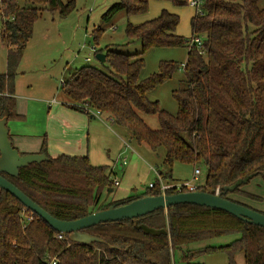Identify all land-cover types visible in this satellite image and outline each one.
I'll return each instance as SVG.
<instances>
[{"label":"trees","instance_id":"16d2710c","mask_svg":"<svg viewBox=\"0 0 264 264\" xmlns=\"http://www.w3.org/2000/svg\"><path fill=\"white\" fill-rule=\"evenodd\" d=\"M0 1V33L8 49L7 68L0 73V112L12 120L23 117L16 109L15 84L36 21L43 11H58L66 17L76 9V0H25L30 7H21L18 0ZM167 1L188 5V0ZM149 2L118 0L108 9L106 19L119 11L127 13L126 35L129 41L138 40L142 51L121 53L107 47L103 64L107 71L86 65L62 83L65 96L78 103L67 105L90 117H95L91 111H100L132 139L155 151L164 147L165 163L171 167L177 161L204 163L207 177L196 191L219 189L224 198L253 208L231 195L262 201L243 187L256 177L264 179V0H202L201 12L191 19L189 40L177 33L180 17L168 9L137 23L147 13ZM196 36H202L204 52L189 46L186 80L172 92L178 104L177 113L172 114L148 94L168 82L178 64L163 61L159 72L141 78L145 54L150 49L190 45ZM144 115L155 116L159 127H150ZM40 153L48 160L21 167L17 176L2 175L58 219L76 220L115 203L162 194L157 181L141 195L101 204L103 190L116 186L107 167L93 165L87 155L53 157L45 138ZM250 175L246 184L223 193V187ZM136 220L87 228L84 232L102 241L75 242L0 188V264H204L199 258L215 252L226 253L230 264H235L238 252L244 253L245 264H264V227L226 211L179 204L139 218V224L166 231L160 235L146 234ZM231 235L239 237L219 246L206 243Z\"/></svg>","mask_w":264,"mask_h":264},{"label":"rangeland","instance_id":"374dc122","mask_svg":"<svg viewBox=\"0 0 264 264\" xmlns=\"http://www.w3.org/2000/svg\"><path fill=\"white\" fill-rule=\"evenodd\" d=\"M116 2L118 0H76V9L66 17H61L58 11L53 14L43 11L34 25L32 38L23 52L16 77V109L23 117L12 119L10 125L26 134L23 138L31 144L45 138L48 147L49 141L59 143L64 140L69 142V149L74 153H85L93 165L107 167L111 179L114 181L117 178L119 185L114 186L112 191L108 187L103 190L101 204L141 195L148 191L151 183L160 180L159 176L167 184L191 181L196 168L201 174L198 180L192 182L198 187L203 186L207 177L204 163L177 161L171 167L165 163L164 147L155 151L146 143L132 139L125 128L112 123L106 116L93 119L67 105H78L71 102L61 90L62 83L74 72L86 65L107 71L106 66L96 58L97 53H106L107 47L121 53L133 54L142 51L140 42L129 41L126 35L129 18L125 11H119L110 19L104 17ZM18 4L21 7L31 6L25 0H18ZM162 9L179 15L177 33L189 40L192 37L191 19L195 15V8L189 5L175 6L167 0H150L149 9L140 20L153 19ZM1 14L0 1V32L3 30ZM1 36L0 33V73H4L7 68L8 49ZM189 46L186 44L181 47L155 48L145 54V67L141 78L159 72L160 63L163 61L178 64L172 78L148 94L151 101H159L161 107L172 114L178 111L172 92L186 80L184 64ZM58 108H62L63 112L57 113ZM51 115L53 118H50ZM144 118L150 127H159L155 116L144 115ZM80 145L82 148H79ZM244 188L258 194L262 201L238 194L231 195V198L264 212V179L256 177ZM237 237L239 235H231L206 243L219 246L228 244ZM178 255L177 253L176 258ZM199 261L204 264H230L229 256L224 252L203 255ZM234 261L235 264H245L244 253H236Z\"/></svg>","mask_w":264,"mask_h":264},{"label":"water","instance_id":"95a60500","mask_svg":"<svg viewBox=\"0 0 264 264\" xmlns=\"http://www.w3.org/2000/svg\"><path fill=\"white\" fill-rule=\"evenodd\" d=\"M96 58L99 62L105 64L107 54L99 52L96 54ZM7 122V117L0 118V188L13 195L26 207V209L38 215L54 230L59 233L68 234L72 241L86 244L95 241L101 242L102 240L100 238L84 232V230L102 223L121 221L124 219H137L136 223L139 224V218L158 209H167L170 206L179 204H194L220 209L239 219L264 227V213L224 198L220 193H217L214 190L210 192L190 191L178 192L176 194L145 196L134 199L126 204H112L105 209L97 210L76 220L67 221L58 219L2 175V173H7L17 176L21 167L27 166L32 162L48 160L45 153L20 154L9 138V128L6 126ZM118 164L120 165V162ZM251 178L252 175L239 179L231 186L223 187V193L234 192L238 187L246 184ZM138 227L142 228L146 234L160 235L166 233L165 230H156L146 224H139Z\"/></svg>","mask_w":264,"mask_h":264},{"label":"crops","instance_id":"0c3cea01","mask_svg":"<svg viewBox=\"0 0 264 264\" xmlns=\"http://www.w3.org/2000/svg\"><path fill=\"white\" fill-rule=\"evenodd\" d=\"M140 19L136 20L137 23L138 22H142ZM6 65H7V58H6ZM15 97L17 99L16 91H15ZM48 103L50 104V106L52 105L51 101H49ZM56 111H57V113H60V112L62 113L63 112L62 108H58V110H56ZM75 111H77V110H75ZM77 112H79V111H77ZM0 118H3L1 112H0ZM50 118H53V115H51ZM91 118L94 119L95 117H91ZM11 122H12V120H8L6 126L9 128V138L11 139L13 146L20 153H23V154H39L43 141H37V143H34V144H31V143L27 142V140H25L23 138V137H25L24 135H26V134L21 133L20 131H18V129L16 127H14L15 129H13V127H11V125H10ZM79 148H82V145H80ZM47 151H48L49 155H51L53 157H55V156H57L59 154H68V155H73V156H86L85 153L77 154V153H74L73 151H71L69 149V142L64 141V140H62L59 143H55V142L49 141L48 142ZM120 165H121V163H120ZM120 168H121V166H120ZM244 190H245V188H244ZM246 191H248V190H246ZM248 192L253 193V191H250V190ZM248 205H250V204H248Z\"/></svg>","mask_w":264,"mask_h":264},{"label":"built area","instance_id":"2783aa9c","mask_svg":"<svg viewBox=\"0 0 264 264\" xmlns=\"http://www.w3.org/2000/svg\"><path fill=\"white\" fill-rule=\"evenodd\" d=\"M188 5L195 8L196 13H200L202 0H188ZM190 46H195L201 53H203L204 51H203V38H202V36H196V37L192 38L191 42H190ZM91 112H92V114H94L95 117L103 118V115L100 111H91ZM200 174H201V171L198 168H196L194 171V174H193V179L191 181H186V182L181 183V184H167V183L163 182L161 176H159L162 194H167L166 193L167 190H169L171 188L177 189L178 192H182L181 190L183 188H187L191 191H196L198 186H196L194 184V182H192V181L198 180ZM113 182L116 186L119 185V181L117 180V178ZM153 186H154V183H151L150 187H153ZM216 192L220 193V190L217 189ZM59 238H62V235H59Z\"/></svg>","mask_w":264,"mask_h":264}]
</instances>
